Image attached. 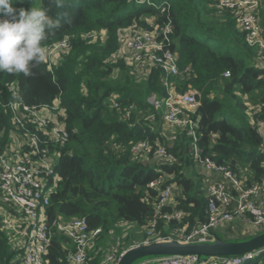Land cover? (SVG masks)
Returning a JSON list of instances; mask_svg holds the SVG:
<instances>
[{
	"label": "trees",
	"instance_id": "16d2710c",
	"mask_svg": "<svg viewBox=\"0 0 264 264\" xmlns=\"http://www.w3.org/2000/svg\"><path fill=\"white\" fill-rule=\"evenodd\" d=\"M261 1L259 18L264 30ZM215 2L16 0L14 4L17 10L45 7L58 21L46 29V47L66 37L71 42L52 68L46 61L27 76L0 73V98L10 100L13 94L8 85L14 84L16 100L30 105L61 99L70 137L55 165L57 184L47 211L50 221L85 218L90 228H102L89 249L93 264L113 249L119 257L130 246L148 240L145 228L160 192L150 183L160 174L174 184V208L185 212V222L193 225L207 219L208 184L193 152L194 139L186 130L168 127L164 108L157 109L149 101L153 93L159 98L168 95L162 69L153 66L148 73L138 74L127 61L114 57L121 29L135 22L146 27V18L151 16L158 21L171 18L172 47L178 52L182 72L169 78L179 92L190 88L200 92L191 116L198 123L196 144L202 156L229 166L246 185L261 180L264 143L259 127L253 124L264 121V67L257 60L260 49L247 44L245 31L237 26L231 11L219 13ZM162 8L167 11L161 12ZM99 32L104 36L93 35ZM187 66L192 70L186 72ZM227 70L231 74L225 77ZM113 99L118 107L113 106ZM131 104L135 110L127 119L125 111ZM11 129V112L1 108L0 152L9 145ZM143 140L150 142L151 151L134 153L132 146ZM161 144L167 148L166 160L154 159V150ZM2 206L14 211L8 204ZM1 219L0 214V264H21L23 250L15 246L14 231ZM177 224L160 220L157 237L169 235ZM55 230L45 257L50 264H67L74 243ZM141 232L145 234L142 240L137 238ZM244 264H264V255Z\"/></svg>",
	"mask_w": 264,
	"mask_h": 264
},
{
	"label": "built area",
	"instance_id": "2783aa9c",
	"mask_svg": "<svg viewBox=\"0 0 264 264\" xmlns=\"http://www.w3.org/2000/svg\"><path fill=\"white\" fill-rule=\"evenodd\" d=\"M150 1V0H147ZM261 0H216L219 13L230 10L237 26L245 31L249 46L258 47L259 67H264V30L259 18ZM165 8L161 12H166ZM141 20L144 19L142 16ZM147 26L140 27L137 22L119 31L120 47L115 58H122L133 66L136 73H148L153 66L164 73L163 84L168 95L159 98L155 93L149 101L157 108H164L163 117L170 128L186 130L194 139L193 152L202 169L209 176L207 186V219L199 224L184 221L185 212L174 208V184L168 182L165 174H160L150 183L160 189L154 201V212L145 231V242L163 239H176L183 242L209 241L216 236L214 229L239 221L247 223L260 231L264 230V165L261 180L246 185L237 172L227 165L219 164L211 157H203L196 144L197 120L191 116L199 104V90L190 88L179 92L169 76L181 75L178 52L173 45V22L170 17L158 21L157 16L146 18ZM97 35V33H93ZM71 42L68 37L47 46L49 67L58 63L60 53L68 51ZM187 66L185 71H191ZM225 71L224 76H230ZM12 92L10 100L0 98V111L3 108L11 112L14 129L8 133L9 145L0 152V198L14 211L0 209L2 222L7 229L14 231L15 246L23 250L21 264H50L45 257L48 246L54 239L56 229L67 235L74 243V251L67 264H93L89 258V249L102 232L101 227L92 229L85 218H73L68 221L55 219L50 221L48 206L50 196L57 184L55 165L59 159L61 147L69 140L64 117L66 116L61 99L42 106L30 105L16 100L18 89L8 85ZM118 107V101H112ZM135 105L125 111L129 119ZM259 127L264 143V121L253 122ZM176 135L173 133L171 139ZM152 146L148 140L138 141L132 146L134 153L148 154ZM264 150V144H263ZM167 148L161 144L154 150V159L166 160ZM160 220H175L177 226L167 236L157 237ZM183 223V224H182ZM264 255V247L240 255L216 256L207 260H198L196 255L162 256L146 259L138 264H244ZM116 249L109 252L98 264H116Z\"/></svg>",
	"mask_w": 264,
	"mask_h": 264
},
{
	"label": "clouds",
	"instance_id": "9594fccd",
	"mask_svg": "<svg viewBox=\"0 0 264 264\" xmlns=\"http://www.w3.org/2000/svg\"><path fill=\"white\" fill-rule=\"evenodd\" d=\"M15 2L0 0V73L27 76L33 67L46 63V29L53 28L58 21L45 7L17 10Z\"/></svg>",
	"mask_w": 264,
	"mask_h": 264
},
{
	"label": "water",
	"instance_id": "95a60500",
	"mask_svg": "<svg viewBox=\"0 0 264 264\" xmlns=\"http://www.w3.org/2000/svg\"><path fill=\"white\" fill-rule=\"evenodd\" d=\"M264 247V230L243 239L223 240L217 235L213 240L183 242L176 239H163L143 242L125 249L116 264H133L142 258L162 256L196 255L198 260L216 256L240 255Z\"/></svg>",
	"mask_w": 264,
	"mask_h": 264
},
{
	"label": "rangeland",
	"instance_id": "374dc122",
	"mask_svg": "<svg viewBox=\"0 0 264 264\" xmlns=\"http://www.w3.org/2000/svg\"><path fill=\"white\" fill-rule=\"evenodd\" d=\"M100 32L97 35L104 36V32H102V33H100ZM170 145H171V143H170ZM152 162H156V160H153ZM201 173L204 174V176L206 177V182L208 184L209 183V176L206 174V172L203 169H201ZM2 205H5V204L2 202V200L0 198V209L5 208V206H2ZM230 226L232 228H230ZM214 231H215V234L223 240H230V239L234 240V239H243L245 237L253 236V234L259 232L260 229H257V228H255V227H253L247 223H242V222L236 221L230 225L226 224L224 226H219V227L215 228ZM134 232L135 231H131L132 234ZM144 236H145L144 232H141L137 236V238L142 240L144 238ZM111 242H112V237H110L109 240L105 241L107 246H109ZM146 259H148V258L139 259V260L135 261L133 264H138L142 261H145Z\"/></svg>",
	"mask_w": 264,
	"mask_h": 264
}]
</instances>
